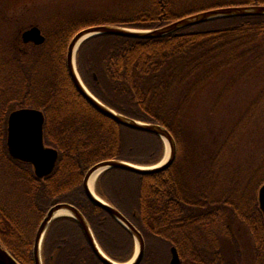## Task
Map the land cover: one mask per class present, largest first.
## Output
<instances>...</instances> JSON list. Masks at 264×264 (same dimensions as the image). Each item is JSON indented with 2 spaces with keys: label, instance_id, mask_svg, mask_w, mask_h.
I'll return each mask as SVG.
<instances>
[{
  "label": "trees",
  "instance_id": "obj_1",
  "mask_svg": "<svg viewBox=\"0 0 264 264\" xmlns=\"http://www.w3.org/2000/svg\"><path fill=\"white\" fill-rule=\"evenodd\" d=\"M244 5H264V0L72 3L46 12L17 36L0 34V241L21 264H35L32 231L53 199L91 206L82 191L93 166L118 160L152 167L166 156L161 137L117 124L79 92L67 65L73 38L93 26L150 31L203 11ZM36 25L45 43H24L22 33ZM263 63L264 16L216 19L159 39L101 35L79 48L77 71L99 101L133 120L164 126L176 141L177 156L168 170L143 176L111 169L96 183L97 195L107 203L126 215L142 214L135 223L157 250L167 251L168 231L175 226L187 237L189 251L202 255L192 256V263L229 264L221 253L232 251V244L241 252L230 232L234 217L254 234L257 251L264 252L258 199L264 161L256 169L235 170L224 151L227 143H221L233 133L222 140L217 126L203 128L201 118H189L200 92L222 75L234 73L229 88ZM22 108L44 112L45 144L59 152L54 172L43 179L31 164L9 153L8 120ZM94 214L87 215L103 248L114 258L128 260L132 235L102 209L95 207ZM60 221L52 225L54 236L45 247L56 250L61 245L60 250L73 254L80 244L56 237L75 235V229ZM126 251L129 256L120 258ZM52 262L80 264L69 254Z\"/></svg>",
  "mask_w": 264,
  "mask_h": 264
},
{
  "label": "water",
  "instance_id": "obj_2",
  "mask_svg": "<svg viewBox=\"0 0 264 264\" xmlns=\"http://www.w3.org/2000/svg\"><path fill=\"white\" fill-rule=\"evenodd\" d=\"M248 16H264V5H244V6H232L222 7L212 10L203 11L197 14L187 16L179 19L165 27L150 30L141 31L133 30L123 27L101 25L88 27L80 31L72 40L67 55V65L70 74L75 82L79 92L84 98L95 107L100 113L109 119L113 120L117 124L141 131L146 133L155 134L161 137L168 150L169 157L167 160H163L160 164L152 167H143L134 165L124 161L108 160L103 161L93 166L84 178V188L90 201L97 207L104 209L110 213L120 224H122L129 233L135 238L137 244L140 247L139 256L134 259L131 264H139L143 258L145 251V241L143 235L139 230L128 221L119 210L107 203L96 193V185L94 192L91 190V180L93 176L102 171L101 175L111 169H120L128 172H132L138 175H153L168 170L174 164L177 156V145L173 135L170 131L162 125L148 124L133 120L126 116H123L114 110L110 109L99 101L84 85L77 71L76 57L77 52L81 45L89 39L101 36V35H115L121 37H129L135 39H159L175 33L179 30L187 27L199 25L216 19L233 18V17H248ZM22 39L24 43H34L37 46L43 45L46 38L39 26H32L28 30L22 33ZM45 114L43 111L34 108H22L13 111L10 114L8 120V149L10 155L19 161L29 163L34 167L35 175L39 179H43L50 176L56 166L59 159L58 150L47 147L44 138V126H45ZM166 150V151H167ZM165 159V158H164ZM100 175V176H101ZM259 203L262 212L264 213V184L259 191ZM53 207L48 212L47 216L43 220L37 234V238L34 244V263L43 264L42 260V245L45 234L51 222L55 219L59 212H66L75 218L83 227L86 232L90 244L94 251L107 264H114L109 261L105 255L101 252L97 242L93 238V234L83 217V215L70 204H59V200L53 201ZM174 258L171 264H180V258L176 249H173ZM0 264H21L0 241Z\"/></svg>",
  "mask_w": 264,
  "mask_h": 264
},
{
  "label": "rangeland",
  "instance_id": "obj_3",
  "mask_svg": "<svg viewBox=\"0 0 264 264\" xmlns=\"http://www.w3.org/2000/svg\"><path fill=\"white\" fill-rule=\"evenodd\" d=\"M114 1L118 0H0V34L17 36L33 21L61 5L82 2L105 5ZM233 75L226 73L202 90L191 106L189 118H201L203 128L217 126L222 131V140L233 133V137L221 143H227L224 151L229 154L231 166L246 172L264 161V63L228 88ZM167 154L166 151L165 161ZM36 231L37 228L32 231L33 237ZM241 232L240 249L247 256L253 252L252 241L245 230Z\"/></svg>",
  "mask_w": 264,
  "mask_h": 264
},
{
  "label": "flooded vegetation",
  "instance_id": "obj_4",
  "mask_svg": "<svg viewBox=\"0 0 264 264\" xmlns=\"http://www.w3.org/2000/svg\"><path fill=\"white\" fill-rule=\"evenodd\" d=\"M261 187H262V185L260 186V188ZM260 188H259V191H260ZM77 191H80V190H77ZM82 192L85 194L84 199L88 200L89 205H91L93 207V209L91 206L89 207L88 205L83 206V207H78V206H74V205H72V206H74L85 218V220H86V222H87V224H88V226H89V228L93 234V238L97 242L101 252L105 255V257L109 261L113 262L114 264H131V263H133L134 259H136L140 254V250L138 251V244H137L135 238L132 236L134 239V246H133L132 254L128 260L122 261V260H119L117 258L112 257L103 248V246L99 242V240H98V238H97V236L93 230L90 219L87 215L88 213L91 212L95 216L94 212H95V207H97V206L90 201V199L88 198V196L86 194L85 188ZM56 199L59 200V204H68V203L61 202V200L59 198H55L52 200L51 206L49 207V210L43 216L40 224L37 227L36 234L33 237V248H32L33 258H34V244H35V241L37 238L38 230H39L43 220L47 216L48 212L52 209L53 201ZM258 199H259V194H258ZM113 207H115V206H113ZM97 208H99V207H97ZM100 209H102V208H100ZM116 209L119 210L118 208H116ZM102 210L107 214V216H110L112 219H114V221H117L110 213H108L104 209H102ZM86 211H88V212L86 213ZM119 212H121V211L119 210ZM121 213L143 235L141 229L135 223V222L140 221L142 214L138 213L137 211L133 212L131 215H126L123 212H121ZM263 217H264V213H263ZM105 218H106V216L103 217V219H105ZM59 220H61L60 221L61 224H64V225L70 224L75 229V232H74L75 235H71V234L67 233V234H60L56 237V239L61 238L62 241H64L65 243L68 242L69 240L79 243L80 245L78 247V250L73 254L72 253H65L64 250L63 251L60 250L61 245H58L56 250H53V248L51 249L50 247L49 248L45 247V242H47L48 237L54 236L53 233H50V231L52 229L51 228L52 225ZM253 223L255 224V222H253ZM258 223H260V221H258ZM230 224H231V225H229L230 232L232 233V236L234 237V239L238 245H240V236L242 233L241 231L245 230V232L247 233V235L249 236V238L252 241L253 252H251L250 254L248 253V255L246 256V254L239 252V251H236L235 246L232 244V246H231L232 251H224L221 253V256L227 260L226 262H228L229 264H264V252L263 251L262 252L257 251V245H256L255 237L253 236L254 234H252V232H250L249 230H247L246 228L241 226L239 224L238 219H236L234 217L232 218ZM263 229L264 228L262 227L261 233H264ZM168 233H169V235H168V240L166 241V245H165V240L161 241V243H163L165 245V247L167 248V251H164V252L159 251L156 249L155 246H152V243L149 241V239L143 235V238L145 241V251L143 254V258L139 264H171L172 260L174 258L173 249L177 250V253H178L179 258H180V264H194V263H192L191 258H194L195 256H202L200 253H192L189 251L190 246H189V242L187 240V237H182L180 234V230H178L175 226L170 228ZM261 233L259 230V235H261ZM56 234H57V232L55 233V235ZM65 254H67V255L69 254V256H71L73 259H78L80 264H107L103 260H101L100 257L97 255V253L94 251L93 247L90 244L89 238H88L86 232L84 231L83 227L81 226V224L75 218L70 216V214L55 217V219L51 222L50 226L48 227L47 232H46L45 237H44L43 245H42L43 264H46V261H45L46 258L51 261V264H53L52 261L55 260V258L60 259ZM129 254L130 253L126 251L120 256V258L128 257ZM192 256H194V257H192Z\"/></svg>",
  "mask_w": 264,
  "mask_h": 264
},
{
  "label": "bare ground",
  "instance_id": "obj_5",
  "mask_svg": "<svg viewBox=\"0 0 264 264\" xmlns=\"http://www.w3.org/2000/svg\"><path fill=\"white\" fill-rule=\"evenodd\" d=\"M167 157L169 156V147H168V150H167ZM102 171H98L92 178L91 180V190L94 192L95 190V185L101 175ZM63 215H68L66 212H59L56 217H59V216H63ZM140 250V247H139V244H138V251Z\"/></svg>",
  "mask_w": 264,
  "mask_h": 264
}]
</instances>
